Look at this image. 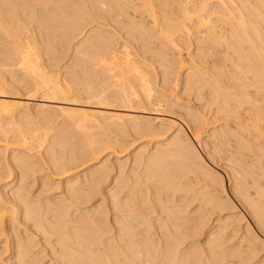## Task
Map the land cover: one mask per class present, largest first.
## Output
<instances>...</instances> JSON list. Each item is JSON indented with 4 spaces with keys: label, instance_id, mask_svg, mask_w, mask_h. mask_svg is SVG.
I'll return each instance as SVG.
<instances>
[{
    "label": "bare ground",
    "instance_id": "1",
    "mask_svg": "<svg viewBox=\"0 0 264 264\" xmlns=\"http://www.w3.org/2000/svg\"><path fill=\"white\" fill-rule=\"evenodd\" d=\"M186 19L189 21L186 22ZM100 20L110 21L109 23L112 26L124 31L126 37L132 39L139 48L142 47L145 56L148 53L153 54V59L162 69H160V77L164 84L175 83L177 85L178 82H181V69L185 67L184 63L186 62L182 50L194 46L193 50L188 53L190 56L188 59L190 60L189 63L186 62L189 65L184 70L186 73L183 81L185 85H183L187 92L188 90H195L196 96L200 100L206 98L203 102L218 103L216 109L225 112L223 113L225 114L224 117L228 119L225 126L223 129L220 127L222 130H218L219 132L215 130L210 134V140H212L216 153L219 152L218 154L222 153L225 156L226 165H228L226 167L231 169V173H226L232 177L233 193L238 197L244 208L251 213L257 226L259 225L260 229L263 228L264 230V0H0V21L4 24L1 28L5 29L3 30L6 38L9 36L15 38V41L13 39V46H9L13 42L8 43L9 50H4L6 46L0 48V54L3 55H0L2 56L0 61L4 60L8 64L15 61L13 55H17L23 73L35 83L38 88L36 89H41L44 95L61 104L58 109L62 113H68L69 116L68 114L67 116L70 118L72 117V115L70 116L71 113H77L73 116L88 113V110L79 106H89L90 104L84 105L82 103L83 105H81V103H76V99H74V96L79 95L81 90L86 92L89 99L98 97L100 101L107 100V104L111 106L119 102L128 109L133 104H140L144 101L152 105L154 103L161 105L164 101L163 98H157L153 92L154 89L151 87L150 73L155 68H152V66L147 67L143 61L137 60L126 45L128 42L121 44V47H117V38L113 37L114 35L110 31L106 30V32L102 29V24H100L101 27L94 24L87 36L85 35L86 38L84 36L85 39L73 42L76 36L82 32V27ZM80 21H84L85 24L82 26ZM33 23L38 24L39 30H36L40 32L41 37H45L47 42L52 40V33L59 27L64 29V33H62L65 38L72 39L69 41L72 42L74 53L73 65L82 68L80 69L82 73L79 71L73 73L78 82H75L76 77L74 75L67 77L63 81L65 84L58 82L56 76H51L43 70L39 62L40 57L37 54L38 48L36 52V49L32 50L38 42L35 36L33 39L29 34L31 31L30 25ZM55 33L57 34V32ZM3 41H5V38L2 43ZM50 45H52L51 42ZM136 48L138 49V47ZM177 54L181 56V58L178 57L180 59L176 58ZM78 73H81L82 76H79ZM111 78L113 80L115 78V80L110 81ZM131 79L134 81L132 82ZM113 82L116 89L113 88L115 90L106 93L104 96L103 93L105 94V91H107L105 89L110 88V86L106 88L107 86L105 87L104 83L109 85ZM97 87H103V90L100 92ZM100 101L98 102L100 103ZM165 104L171 110L175 107L170 103ZM8 105L0 104V112L5 110L7 116L11 114V116H14L15 113L11 112L12 107L9 106V108L11 107L10 111L7 109ZM111 106L105 107L112 109ZM13 109L16 108L13 107ZM40 109L39 112L41 113ZM189 110L191 111V109ZM39 112L37 110V113ZM193 113L192 111L189 113L190 118H179V121L171 120L168 125L170 128H174L173 135L171 134L172 136L168 140L158 143L155 151L143 157L144 159L137 157V163L139 162L142 165L141 168H143L142 171L140 170L141 172L139 171L142 177L138 175L139 173L132 172L134 177H141L139 180L143 179L144 184L152 178V180L158 179L164 185L163 189L164 187L168 188H165V191L168 190L169 192L173 189L177 191L181 188L179 185L180 178L184 180V177L180 175L179 178L176 173H173L176 170L171 171L173 169L171 164L177 162L171 161L169 158L178 161L177 158L180 157L179 164L182 166L180 167L186 168L188 166L187 171L189 169L194 174L196 173L195 175L199 176L197 178L202 183L204 181L205 188L208 189L204 194L205 196L200 198L201 203H199L204 207H198L199 216L190 219L180 217L179 220V215H174L175 213H182L181 205L176 206L178 210L176 208L175 210H169V206L167 205V207L162 203L161 206H164L163 208H167L170 212H168V216L174 215V217H168V221L171 219L173 222L170 220V223H166V220L161 227L158 226V228H161L159 229V232L161 230L159 241L151 238L153 233L150 229L151 227L154 228L151 224L152 221L148 222L147 217L144 215L145 210L143 211L141 207L142 202L139 201L138 204V200L142 201L140 198L143 197V194L139 193V198V194L137 195L139 191L136 192V188L132 185L134 188L131 186L132 189H127L126 196L119 197L121 191L125 190L128 185V182L126 184L122 181L124 179H120L121 176L119 177L120 180L114 179L118 188H114V191L111 190L112 188L110 189L111 206L115 212L114 225L112 224V226L116 230V236L115 238L111 237L113 241L103 238L111 230L109 229L108 220H106L107 214L100 209L102 208L100 206L95 208L93 212L89 211L91 214L87 213L88 215H83L82 212L75 216L72 211L75 217L72 216V221L70 219V222L67 221L68 214L66 211H69L68 205H71V202L73 204V201L87 198L93 187H95L93 186L94 181L103 175L106 169H93L92 173H89L88 178L86 177V180L83 181H86L85 188H89L88 192H85V196L83 192L80 194L79 190L76 189L77 187L69 182L68 192L70 190V194L72 193V201L62 199L59 202L43 204L39 202L40 200L28 201L25 198L27 196H24L26 193L18 187L19 189L16 192L13 191L16 194V202L18 201L16 206L20 204L21 208H24L22 211V213L24 212V219L33 221L34 227L44 235L59 234L57 236L59 239L56 238L61 247V255L59 256L62 257L61 259L65 261V264H141L143 261L145 264H242L249 255L257 250L255 246L258 243L257 238L259 236L252 225L248 223L244 230L246 231L244 232L245 235L242 236L241 240L232 242L233 236L236 235L235 237H237V232L239 233L241 229L239 227L240 222L243 221L242 215L238 212L219 214V222L217 221L218 223L213 226L211 231L207 232L204 242L199 246L198 243L196 244L195 237L200 234L202 226V223H200L201 217H206L212 210L223 213L224 210H233L235 206L232 198L226 192V188H224L222 174L218 173L204 159L201 154L203 152L200 153L196 148V144L200 147L204 143V138L198 129V126L203 123V118L198 113V115ZM104 116L106 117V115ZM104 116L101 118H104ZM80 118L77 117L76 120L78 119L80 122ZM110 118H115L114 120L118 121L119 125L128 121L135 130H150L147 120L137 115L117 114L112 111L108 114L107 121ZM82 120L81 125H83ZM78 121L76 124L79 126L76 127L83 129ZM73 123L75 124V120ZM191 123L194 126L192 127L194 128L193 131L190 127ZM161 125L164 126L165 123L162 122ZM81 128L80 131H82ZM164 132L157 128L154 133ZM93 142L95 143L94 140ZM91 144L92 142L89 145ZM57 145L61 146L59 149L65 150L71 147V150L69 149L70 151L67 152L69 154L65 159V166L76 167V164L79 165V163H83L90 158L79 153L82 150V148L80 149L81 146L78 150V146H73V143L66 140L58 141ZM90 151L92 152V150ZM15 159L18 162L17 157ZM22 159L18 164L21 165ZM77 178L76 180H78ZM74 183L76 184V182ZM251 184L254 185L253 188L255 189L253 193L250 191ZM119 189L120 192L117 191ZM193 190L195 189L193 188ZM20 191H23L24 194ZM222 192H225V195ZM91 194L93 196V192ZM168 203L171 204L170 200ZM156 205L155 203V207ZM140 209L143 212L139 211ZM140 225H146L144 232L138 230ZM231 231L233 234H229ZM154 233L156 232L154 231ZM27 237L31 239V241H27V245H24L27 242L20 244L22 243L20 240V243L17 241L15 244V258L19 262L17 264H34L38 259H35L34 255L29 256L34 247L31 248V246L34 244H31L33 238L29 235ZM188 240L190 245L187 244L186 247H182ZM121 256L122 258H120Z\"/></svg>",
    "mask_w": 264,
    "mask_h": 264
},
{
    "label": "rangeland",
    "instance_id": "2",
    "mask_svg": "<svg viewBox=\"0 0 264 264\" xmlns=\"http://www.w3.org/2000/svg\"><path fill=\"white\" fill-rule=\"evenodd\" d=\"M249 1H252V0H249ZM101 20L97 21L98 23L93 22L92 24L89 23L88 24L89 26L86 25V27L85 26L82 27L83 33L80 32L79 35L76 36V38H75L76 40L74 39L73 42H77L80 40L82 41L83 39H85L88 32L91 30V27L94 24L99 25V26H100V24H102L101 25L103 27L102 29H104L105 31L106 30L110 31V33H112V35H114L113 37L117 38V43H118L117 47H121L122 46L121 44H123V43L126 44V42H128V44H126V45L128 46L130 52L133 53V55H135L137 60L143 61L144 65L146 64L147 67L152 66V68H155V70H153L151 72L152 74L150 73V79L152 80L151 81V87L154 89L153 92L156 95V97L160 98V99L163 98L164 101L161 103V105L159 103H154L152 105V104H148L144 101L140 104L135 103V105L133 104L131 107H129L127 109L125 106H123V104L121 105V103H119V102H116L115 105L111 106V105L107 104V102H108L107 100H105V101L103 100L104 101L103 102V101H100L98 97L89 99L87 97L86 92L84 90H81L82 93L80 91L79 92L80 94L77 96H74V99H76L75 100L76 103L77 102L81 103V105L90 104L89 106H79V107H82V109L88 110V113L87 112L83 113V114L80 113L81 116L80 115L79 116L81 118L78 115L73 116V115H76L77 113H75V114L71 113L70 116L72 115V117L70 118V117H68L69 116L68 113H67L68 114V116H67L66 112L65 113L63 112L64 113L63 114L62 111H60L58 109V106H60L61 104H59L56 100L44 95L43 91L41 89L37 90L38 88L36 87L35 83H33L32 80H30L29 77H27V75H25V73H23V71H22V69L18 63L19 57L17 55H15V56L13 55L14 59H16L15 60L16 62L12 61V62H9L8 64H6V62H4V60L3 61L1 60L0 61V104H3V105L9 104L7 109L9 110L12 107L11 112L13 111L15 114H14V116H11L12 115L11 114L10 115L11 117H10V116H7L8 114L6 112H4L5 110L4 111L1 110L2 112H0V214H1L0 215V264H17V263H19L15 258V253H14L15 252V246H16L15 244L17 243V241L19 242V240H20V242L22 241V243L19 242L20 244H24V242L26 243L28 240L31 241V239L29 237H27V235H29L30 237L33 238V243H31V244H34L31 246V248L33 246L34 247L30 251L31 253L29 254V256L34 255L35 259L38 258V259H36V263H34V264H65V261H62V259H61L62 257L59 256V255H61V253H60L61 247H60L59 243L57 242V240L59 239V237H57V236H59V234L56 233L55 234L56 236L54 235V233L50 236L44 235V233H42L41 231H38L34 227L33 221L24 219V215H23L24 212L22 213L24 208H21L22 206H20V204H19V206H16L17 205L16 203L18 201L16 202L17 199L15 196L16 195L15 192L17 189L21 188V189H23L24 193H26L27 195L24 194L23 191H20V193L24 194V196H27L25 198H27L28 201H30V200L31 201H34V200L39 201L40 200L39 202H41L43 204H46L47 202L48 203L59 202V200H62V199H64V201H67V200L72 201V198H71L72 193L70 194V190L68 192V188H69L68 184H70V183L73 184L74 187H77L76 189L79 190V193L82 194V192H83V195L85 196L86 195L85 192H88L87 190L89 188L88 187L85 188L86 181L85 182H83V181L86 180V177L89 176L90 172L92 173L93 169L94 170H98V169L99 170H105L106 169L107 172L105 171V173L103 175L99 176L96 179L97 181L96 180L94 181L95 183L93 182L94 183L93 186H95V187L92 186L93 187V189H92L93 196H92V194L90 195V193H92V192H90L89 195L87 196V198H85L82 195L86 200L81 199L79 201H73V204L71 202L70 203L71 205H68L69 209L68 208L67 209L69 211H66V213L68 214V215L66 214L67 215L66 219H67V221L70 222V220L72 221V216L74 218L75 216L81 214L82 212L84 213L83 215H85V214L88 215L87 213L91 214V212H93L95 208H97V207L99 208V206L102 207L100 209L105 211V214H107L106 220H108L107 222L110 225L109 229L111 230V231L106 233L107 235L103 236L104 239H108V240L113 241V238H115V236H116V230L112 226V224L114 223L113 218H114L115 212L112 209V206H111L112 200L110 198L111 197L110 196L111 195L110 189L112 188L111 190H113L114 188L117 187L116 186L117 183L115 184L116 179L120 180L122 178L124 180H122V179L121 180L126 182V184L128 182L127 187H125L126 189L124 188L125 190L121 191V194H119L120 195L119 197L122 198V197L126 196L127 192H128L127 189H129V188L132 189L133 186L136 188V190H137L136 192L139 191L137 193V195L139 193L143 194V197H141V198H140V194L138 195L139 198L142 199V201L138 200V204H139V201L142 202L141 203L142 205H144L146 203L144 206L141 205L143 211L145 210V212H143L142 209H140L139 211H142L144 213V215L147 217L148 222L150 220L152 221L151 224L153 225L154 228L152 229V227H151L150 230L152 231L151 233H153V236L151 234V236H152L151 238H154V240L159 241L158 238H160L159 235H161L160 234L161 230L159 232V229H161L160 227L162 226V224L165 223L166 220L168 221V217H171V216L174 217V215L175 216L179 215L178 217L180 220L181 219L180 217L190 219L191 217L199 216L198 207H200V206L204 207V205L200 204L201 203L200 198L205 196L204 194L206 193V190H208V189L205 188V182L203 181V183H202V181L199 178H197L199 176L195 175L196 173L194 174V172L189 171V169L187 171L188 166L185 165L186 168L185 167L181 168L182 166H181V164H179L180 157L177 158L178 161L175 159L169 158V160H171V161L174 160L177 162V163L171 164V168L173 167V169H171V171L176 170L173 172L174 174L176 173L179 178L181 176L184 177V180H182L183 178H180V181H179V183H180L179 185L182 189L180 187H179L181 189V190L179 189L180 191L179 190L175 191L173 189L174 192L172 190L171 191L169 190V192H168V190L165 191V188H167V187H164V189H163L164 185L162 184V182L160 183V181L158 179L152 180L153 179L152 178V179L148 180V182H145V184L143 183V179H141V181H140L139 178L142 177L140 172L143 170V168H141L142 165H140L139 162L137 163L138 158L141 157L140 159H144L143 157H146L149 154H151V152L155 151L156 145L158 143L160 144V142L162 143V141L168 140V138L173 135L174 128H170V126L168 125L171 120H178L179 118H190V116H188V115L191 111H192V113L194 112L195 114L198 113L199 116L201 118H203V120H202L203 123L201 124V126H198L199 127L198 129L204 138V143L202 145H200V147H198V145L196 144V148L200 151V153L203 152L201 154L204 157V159L206 161H208V163L210 165H212V167L215 170H217L218 173L222 174V177H224L223 178L224 188H226V192H228V194L232 198V200L234 202V206H235L233 210H224L223 213L219 212L217 210L216 211L212 210L207 214L206 217H201V222L199 219V222L202 223L201 231H200L201 235L199 234V235H197V237H195L196 244L198 243L197 245L199 246L204 242L205 236L211 231L213 226L219 222L218 219H219L220 215H224L226 213H237L238 212L242 215L243 221L240 222L241 225L239 224V227L241 229L239 230V233L237 232V237H235L236 235L233 236L232 242H238L241 240L242 236L245 235L244 232H246V231H244V230H245L246 225L248 223H250L252 225V227L254 228V231L257 232V234L259 236L257 238L258 243L255 246V249H257V250H255L253 252L254 255L253 254L249 255L246 258L247 260L243 261L242 264H264V230H263V228L261 230L260 229L261 227H259V225L257 226V224H256L253 216L251 215V213L248 211V209L244 208V206L241 204L238 197L233 193V190H232L233 180H231L232 177L230 176V174L228 175V173H226V172L231 173L230 172L231 169L230 168L228 169V167H226L228 165H226L227 162L225 161L226 160L224 158L225 156H223L222 153H221L222 155L218 154L219 152L216 153L217 151L213 147V143L211 142L212 140H210L211 139L210 134H212L215 130L217 132H219L225 126V124H226L225 122H227V120H228L224 117L225 114H223V113H225V112L218 111L216 109L218 106L217 105L218 103H212L211 104L207 101L203 102L206 98L204 100L201 99L202 100L201 101L196 96L197 93L195 90H193V91L188 90V92H187V90L184 87L185 84L183 81H184V76L186 73V72H184V70L189 65V64H186V62L189 63V60H190V59H188V58H190L188 53H190L193 50L194 46H192V48L189 47V49L184 48L182 50L183 51V57L185 55L186 62L184 63L185 67L182 68L183 70L181 69V77H180L181 82H178L179 85H178V83H177V85H175V83L174 84L173 83H168V84L165 83L164 84L162 82L161 77H160V73H161L162 69L159 67L158 63H156V61L153 59V57H152L153 54L148 53V55L145 56L143 53L142 47L139 48V46L135 45V43L132 39L126 37L124 31L119 30V28H117L115 26H112V24L109 23L110 21L108 22L107 20H103L104 21L103 22ZM185 21L187 22L189 20L186 19ZM0 22H1V24H0V30H1L0 31V48H4L6 46V48H4V50H9V48H10L9 46L10 45L13 46L15 38L10 37V36L8 38H6V34L4 31L5 29L1 28L2 25H4V24L2 23V21H0ZM81 23H82V26H83V24H85L84 21H82ZM105 23H107V24H105ZM36 24L37 23H33L32 25H30L31 31L29 34L33 37V39L35 36V39L38 41L36 43L35 47L32 48V50L36 49L35 50V52H36L37 48H38L39 53L37 52V54H38V57H40L39 58L40 60L39 59L38 60L40 62L41 67H43V70L48 72V74H51V76H56L55 78H57V81L58 82L60 81L61 83H64L63 81L67 77L74 75L75 71L81 72L80 69H82V68L80 66L75 67L73 65L74 64L73 63L74 62V53L72 50V42L69 41L72 39H67L63 36L64 29L60 28V27L58 29H56L52 33L53 38H51V39L53 41L50 40L49 42H47L45 37L44 36L41 37V35L39 34L40 33V32H38L39 27L37 24V28H36ZM34 25H35V27H34ZM32 27H34L33 29H35V30H33ZM36 29H38V30H36ZM58 30H60V31H58ZM55 32H57V34ZM60 33H62V34H60ZM81 33H82V35H81ZM121 35H122V37H121ZM58 36H59V38H58ZM84 36H85V38H84ZM54 37L57 39H55ZM4 38H5V41H3V43H2V40H4ZM13 39H14V41H13ZM43 39H45L46 41ZM124 39H125V41H124ZM6 40H8V41L6 42ZM11 42H13V43L9 44V46H8V43H11ZM23 42H25V41H23ZM50 42L52 45H50ZM69 43H71V44L68 45ZM136 47H138V49ZM48 50H50V51L48 52ZM45 51H47V53H45ZM0 55H2V54H0ZM2 56H0V59ZM178 57L181 58V56L180 55L178 56V54H177L176 58L180 59ZM151 62H152V64H151ZM41 63H43V64H41ZM142 65H143V63H142ZM72 68L73 69L75 68V69L73 70ZM155 71H157V72H155ZM51 72L55 75H53ZM81 73H78V75L82 76ZM156 73H157V75H156ZM23 78H25L26 80ZM111 79H110V81L115 80V78H114V80L113 79L111 80ZM29 80H30V82H29ZM76 80H77V77L75 79V82H78ZM131 80H132V82L134 81L133 79H131ZM113 83H110L109 85L108 84L106 85V83H104L105 84L104 86L105 87L107 86L106 88H108L110 86V88H108V89L104 88L105 90H107V91H105V94L103 93L104 96L106 95V93L116 89L115 83L114 84ZM70 84H71V82H70ZM70 84H68V85L70 86ZM96 84L98 86V82ZM97 88H99L98 90H100V92L103 90V87H97ZM100 88H102V89H100ZM113 88H115V89H113ZM109 89H111V90H109ZM83 93H85L86 95ZM159 96H163V97H159ZM88 100L90 103L88 102ZM98 101H100V103ZM71 102H74V101H71ZM165 103L173 104V105H175V107L171 110V108L166 106ZM205 103H206V105H205ZM56 105H57V107H56ZM9 106H11V107L9 108ZM105 106H111L112 109H107V107H105ZM13 107L16 109H13ZM22 108H24V109H22ZM39 109H40L41 113L39 112ZM189 109H191V111ZM37 110L39 113H37ZM9 111H7V112H9ZM112 111H113V113H117V114L122 113V114H130L132 116H135V115L140 116V117L147 120L146 122L149 123V126H150L149 129L150 130H148V131L147 130L146 131L135 130V128L131 127V125L128 121H126V123H124L122 125L121 124L119 125L118 121L114 120L115 118H110V120L108 119V121H107L106 118H107L109 113H112ZM3 112L5 115L2 114ZM25 112H27L28 114ZM106 112L107 113L109 112V113L107 114ZM216 113H218V114H216ZM103 114L106 115V117ZM103 116H104V118H101ZM19 117H21V118H19ZM75 117L80 118L79 119L80 122L78 121V119L76 120ZM81 119H83L82 120L83 125H81ZM74 120H75V124L73 123ZM77 121H78V124L80 123V126L83 127V129L80 127L82 131L79 130L80 129L79 127H76V126H79L76 124ZM162 122L165 123L164 126L161 125ZM192 125L193 124L191 123L190 127L193 131L194 128H192V127H194V126H192ZM157 128H159L165 132L159 133V134L154 133L157 130ZM61 136H63V137L65 136L64 137L65 139ZM69 137H71V138H69ZM61 138L64 141L66 140L69 143H73V146L74 145L78 146V150H79V147L81 146L80 149L82 148L83 153H82V150H81V152L79 151V153L83 154V156H89L90 158L83 163H79V165L76 164V167H68V165L65 166V163H66L65 159L68 157V154H69L67 152L71 150V147L70 148L66 147L67 148L66 150L62 149V148L59 149L61 146L59 147V145H57V144H58V141L62 140ZM55 140L57 143L55 142ZM93 140L95 141V143L93 142ZM89 142L90 143L92 142V144L89 145L90 144ZM55 150L57 152L58 151L59 152L57 153ZM90 150H92V152ZM15 157H17L18 162L21 161L22 158H24V159H22V163H24V164L23 165H22V163H21V165L18 164ZM18 157L19 158L21 157L20 160ZM173 158H175V157H173ZM23 160H26V161H23ZM25 162H27L26 167H25V165H26ZM99 164H101V165H99ZM182 165L184 166V164H182ZM169 167H170V164H169ZM62 168H65V169H62ZM177 168H179V169H177ZM227 170H229V171H227ZM132 172H134L135 174H136V172L139 173L138 175H140L141 177H138V178H136L137 176L134 177V173H132ZM142 175H143V173H142ZM185 176H187V177H185ZM119 177H120V179H119ZM76 178L78 180H76ZM177 179H176V182H177ZM249 179H251V178H249ZM72 180H73V182H71ZM185 181H186V183H185ZM74 182H76V184ZM157 182H158V184H157ZM152 183H153V185H152ZM74 184L77 186H75ZM160 184H162V185H160ZM137 185H138V188H137ZM201 185H203V186H201ZM251 186H252V184H251ZM251 186L249 185V187H251ZM253 186L250 188V191L252 193L255 190L253 188ZM70 187H71V185H70ZM148 188H149V190H148ZM193 188L195 190H193ZM157 190H159V191H157ZM163 190H164V192H163ZM197 190H199L200 192ZM201 190H202V192H201ZM13 191H15V192L13 193ZM117 191L120 192V189ZM107 192L109 193V195ZM202 193H203V195H202ZM39 194H41V195H39ZM222 194L225 195V192L224 193L222 192ZM157 195H159V196H157ZM154 196H155V198H154ZM90 198H91V200H90ZM169 198H171V199H169ZM56 199H57V201H56ZM168 199L170 200L171 204H169V203L167 204V202L169 201ZM158 201L161 203H159ZM172 201H173V203H172ZM155 203L157 204L156 207H155ZM162 203L165 204V206L168 205L169 210H175L177 205H181V208L183 209L182 213L180 212L181 215H180V213H175L174 215L170 214L171 216H168V214L170 212L167 208L166 209L168 211L165 208H163L164 206L163 207L161 206ZM66 204H69V203H66ZM183 205H185V206L182 207ZM138 206H140V205H138ZM144 207H146V208H144ZM176 210H178V208H176ZM72 211H73L75 216L73 215ZM89 211H91V212H89ZM154 211H155V213H154ZM161 211H162V213H161ZM185 212H187V213H185ZM137 213H138V211H137ZM185 216H187V217H185ZM203 220H206V221H203ZM167 221H166V223H170L169 221L168 222ZM158 222H160V223H158ZM171 222H173V220H171ZM205 224H206V226H205ZM158 226H160V227L158 228ZM145 227H146V225H142V226L140 225V227H138V230L144 232ZM112 231H113V233H112ZM154 231L156 233H154ZM230 233H232V231L229 232V234ZM112 236H113V238H111ZM56 238H58V239H56ZM49 239H50V241H49ZM54 240H56V241H54ZM189 240H191V239H189ZM189 240L182 247H186V245L190 242ZM49 242H51V243H49ZM56 242H57V245H56ZM27 244H28V242L24 245H27ZM51 244H52V246H51ZM60 244H61V242H60ZM188 245H190V244H188ZM31 257H33V256H31ZM250 257H251V259H250ZM120 258H122V256ZM141 264H145L144 261Z\"/></svg>",
    "mask_w": 264,
    "mask_h": 264
}]
</instances>
